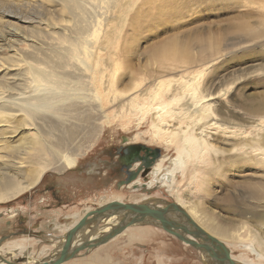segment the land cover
Here are the masks:
<instances>
[{
  "label": "bare ground",
  "instance_id": "1",
  "mask_svg": "<svg viewBox=\"0 0 264 264\" xmlns=\"http://www.w3.org/2000/svg\"><path fill=\"white\" fill-rule=\"evenodd\" d=\"M10 1L17 4L37 3L38 1L42 6L43 3L54 5L56 10L60 9L62 13H59V17L55 14L56 18L48 17L47 21L43 22L44 24L41 20L40 24L30 26L29 32L25 31V35H22L24 38H19L24 40L25 46L17 47L0 58V169L7 167V172L4 171L0 177V202L32 189L50 167L61 171L77 165L78 157L87 153L86 150L64 154L61 150L48 148L49 143L45 145L48 139L55 135V129H61L63 134L58 137L56 143L52 140L53 146L68 143L74 137L78 121L73 122V125L76 122V126L68 125V120L72 117L79 115V119L83 122L90 118L92 113L97 112L100 119L111 121L114 117H120L121 120L126 119L124 123L128 124L133 117L137 116V120L139 117L141 121L151 116L148 129L151 138L163 142L167 147H173L176 153V156L172 158L165 155L157 161L151 172V176L155 173L153 183L159 184L160 179L163 178L160 186L166 188L175 203L181 204L208 232L220 240L225 242L230 240L237 245V240L233 239L234 234L228 228L215 223L202 211V203L194 201L187 205L189 200L183 197L179 183H177L179 176L185 174L188 163L192 167V179L201 182L204 176L201 173L206 172L203 171V167L207 162H211L215 166L212 170L217 172L254 169L259 164H264V135L257 131L261 118L256 116L261 111V104L251 102L249 110L253 115L249 120L250 125L247 126L243 122L245 116L239 108L230 109L228 107L227 111H223L221 103L223 99L220 96L226 93L224 95L222 92V94L220 92L215 94L211 91L206 92L202 88L205 69L198 64L205 59L203 57L206 54L215 53L221 49L222 42L228 36L227 31L223 35L212 33L208 37L206 35L208 40L206 45L204 42L207 40L195 39L201 42L196 55L192 53V47L196 44L194 40L191 44L177 37L165 42L168 43L167 45L160 46L161 49L158 48L157 51L159 50L162 59L158 61L175 60L183 63L174 68H183V73L177 76L150 74L149 71L152 72L153 69L150 68L151 61L147 63L151 65L149 67L151 70L144 66L139 72L132 70L129 75L124 71L118 74L120 67L128 70L125 69V62L122 63L120 60L119 56L123 55H121L122 52L114 53L118 57L114 64L106 61L107 58L103 63L101 60L106 45L98 43L99 37L93 38V35L102 31L101 24L103 23L100 19L103 18L102 21H104L106 15H109L107 13L118 2L117 0ZM128 3L127 0L123 4ZM253 15H255L253 11L248 12V16L253 17ZM107 17L109 18L105 22V27L108 33L112 30L115 14ZM238 29L241 30V28ZM16 30L17 28L15 32ZM258 32L254 34L264 35V31ZM107 36L109 37L108 34ZM108 37L105 35V39L102 38L101 41L107 43ZM11 46L12 44L9 47ZM196 46L198 47L197 44ZM125 80L128 83H125ZM109 104L113 105L109 108L110 110H108L109 106L106 107ZM247 127H253L254 130L248 132ZM32 153L35 154L28 159V162L21 161V159L14 161L18 158L17 156ZM210 156L211 160L207 161L206 159ZM26 163L30 166L27 173L24 172ZM56 163L57 165L53 166ZM165 169L169 172H161ZM19 173L24 180L20 181L21 179L15 178ZM163 173H166L164 176L167 179L162 176ZM153 183L149 182L150 188L154 187ZM208 185L209 182L206 183V188ZM147 198L149 197L142 194L134 196L132 201L142 202ZM115 200L125 201L124 196L119 194L101 197L98 203L104 205ZM214 203L219 202L215 200ZM90 210H93L92 207L84 208L81 212L76 210L68 215L74 218V222L56 225L61 237L41 246V250L36 254L26 242L32 240L37 242L39 238L21 235L3 241L0 244V264H6L1 257L15 260V258L25 256L27 261L24 264H33L42 258L51 256L55 246H62L68 228ZM257 216L264 219V214H254V217ZM118 220L119 216L116 215L104 218L98 230L92 234L93 237L102 235ZM262 224L264 226V223ZM146 225L149 224L136 223L123 233H126L128 237H141L147 229ZM85 234V231H80L75 244L84 241ZM190 238L194 237L190 236ZM257 243L258 245L250 241L241 243V247L249 250L255 258L246 257L244 253L239 256L232 253L233 258L239 264H263L264 237L257 238ZM203 256L206 261L209 259L206 254Z\"/></svg>",
  "mask_w": 264,
  "mask_h": 264
},
{
  "label": "rangeland",
  "instance_id": "2",
  "mask_svg": "<svg viewBox=\"0 0 264 264\" xmlns=\"http://www.w3.org/2000/svg\"><path fill=\"white\" fill-rule=\"evenodd\" d=\"M117 1L114 9L112 8L107 13L109 15H106L104 21H102V16V19L99 18L103 23L101 24L102 31L93 35V38L99 37L98 43L101 42V45H106L101 60L103 63L104 59L107 58L106 61L114 64L118 59L114 53L120 54L122 52L121 55H123L119 57H121L122 63L125 62V69L128 70H123V67H120L118 74L124 71L125 74L129 75L132 70L139 72L141 67L145 66L149 70L153 68L152 72L149 71L153 75L177 76L183 73V68H174L183 63L175 60L158 61L162 59L159 52L160 46H165L168 44L165 42L180 37L179 39L186 43L196 42L198 47L196 44L195 47H192V53L196 55L201 42L199 43L195 39L202 38L205 41L211 33L223 35L227 31L228 36L222 42L221 49L218 52L206 54L203 57L205 59L198 64L205 69L202 88L206 92L211 91L215 94L217 92H222L223 95L226 93L224 96H220L223 99L221 103L224 110H222L225 112L228 107L230 109L239 108L245 116L243 122L247 126L250 125L249 120L253 115L249 110L251 102L260 103L261 111L256 116L261 118V122H259L260 126L258 125L257 131L264 135V35H259L260 37L255 35L258 31H264V0H128V4H123L127 0ZM15 3L10 0H0V31L6 33L4 35L0 32V58L17 47L25 46L26 43L21 39L24 38L22 35H25V31L27 32L30 26L40 24L41 20L42 23L46 22L48 17L56 18L57 15L55 14H58L59 17V13H62L59 11L60 9L56 10L54 5H44L43 3L42 6L38 1L30 4H26V2ZM249 11H253L255 15L253 17L248 16ZM114 14L115 20L112 23V30L107 33L105 27V22L109 18L107 16ZM15 28H17L16 32ZM248 32L253 34L249 35ZM105 35L108 37L107 43L101 41L102 38L105 39ZM102 42L104 43L102 44ZM206 42L208 44V40L204 42L205 45ZM11 44L12 46L9 47ZM13 45L15 46L13 47ZM9 48L12 49L9 50ZM150 61L152 66L147 64ZM126 80L128 81V78ZM126 80L124 82L128 83ZM106 107L110 110L109 108H112L113 105L109 104ZM96 113H92L93 117L91 115L83 122L79 119V115L72 117L71 120L73 121L68 120V125L76 126L78 124L74 137L68 143L56 145L57 147L52 145V140L56 143L58 137L63 134L61 129H55V135L48 139L45 145L49 143L48 148L61 150L64 154L86 150L87 153L78 157V163L86 160L89 156L93 158L94 154L99 155L100 151L110 146L122 143L125 138L129 139V142H143L152 147H159L162 151L161 157L165 155L171 158L176 156L173 147H167L163 142L151 138V133L148 130L151 116L141 121L139 117L137 120L136 116L130 123L125 124L126 119L121 120L120 117H114L111 121H106L100 119L99 114ZM74 120L78 121V123L75 122L76 125L75 123L73 125ZM246 130L250 132L254 128L247 127ZM34 154H23L20 156L21 158L17 156L18 158H15L14 161L17 162L21 159V161L26 160L28 162V159ZM206 160H211V156ZM166 165H168L167 161ZM29 167V164L26 163L24 166L25 173L28 172ZM6 168L0 169V177L4 171L7 172ZM73 168L75 166L60 171L50 167L32 189L0 202V244L4 240L3 232L8 229V224L17 227L21 224V229L26 228L28 232H34L38 235L36 238H39V241L26 242L36 254L41 250V246L52 243L61 237L57 226L60 223H70L67 222L70 220L67 215H71L76 210L81 212L84 208L92 207L94 209L101 205L98 202L104 196L97 197L98 201L96 202L98 204H94L95 198L92 199L91 197L98 196L100 193L103 194L102 190L91 193L92 190H88L87 183L85 184L87 175L82 173L81 176H76L75 173H70ZM203 168V171L206 172L201 173L204 174L202 182L192 179L193 171L190 163L187 164L185 174L177 179L183 197L189 200L187 205L194 201L202 203V211L205 214L210 216L215 223L228 228L234 234L233 239L237 240V245H234L230 240H226L227 243L224 241L233 255L239 256L244 253L246 257L255 258L249 250L241 247V243L250 241L258 245L257 238L264 237L262 224L264 219L258 216L254 217V214H264V164H259L254 169L217 172L212 170L215 166L211 162H207ZM161 172H169V170L165 169ZM164 174L166 173H163L162 176ZM15 178L21 179L20 181L24 180L20 173ZM153 178H150L149 182L153 183ZM162 180L163 178L160 179L159 184L153 183L154 187H151V192L135 191L132 190L134 186H131L130 191H127V196L125 193V195L120 192L115 193L118 192L117 190H113L106 196L122 194L124 200L128 198L127 201H132L134 196L147 194L149 198H165L175 202L166 188L160 186ZM208 182L207 190L206 183ZM50 186L76 190L79 193L76 205L58 211H50L47 214L42 213L45 204L40 202L39 195L36 193L50 190ZM86 190L88 193L85 192ZM48 194L50 195V193ZM215 200L219 203H214ZM10 207L11 209H9ZM146 226L147 229L141 237H128L126 233H123L124 235L121 234L100 247L97 251H101L99 255H94V249V251L84 250L77 257L64 264H209V260H205L202 251L192 244L184 242L159 226ZM57 247L55 246V248ZM262 262L264 264V261Z\"/></svg>",
  "mask_w": 264,
  "mask_h": 264
},
{
  "label": "water",
  "instance_id": "3",
  "mask_svg": "<svg viewBox=\"0 0 264 264\" xmlns=\"http://www.w3.org/2000/svg\"><path fill=\"white\" fill-rule=\"evenodd\" d=\"M128 183L131 182L128 181ZM144 185L146 187L144 192H151L147 183ZM112 215L119 216V220L102 235L93 237L92 234L98 230L103 219ZM136 223L159 226L184 242L192 244L207 255L209 264H239L224 241L202 227L181 204L170 202L165 198H147L142 202L115 200L97 206L85 212L75 224L68 228L62 246L55 248L51 256L33 264H64L77 257L81 251L91 250L108 243ZM80 231L86 232V238L81 243L75 244ZM1 260L6 264H24L27 257L21 256L15 260L1 257Z\"/></svg>",
  "mask_w": 264,
  "mask_h": 264
},
{
  "label": "flooded vegetation",
  "instance_id": "4",
  "mask_svg": "<svg viewBox=\"0 0 264 264\" xmlns=\"http://www.w3.org/2000/svg\"><path fill=\"white\" fill-rule=\"evenodd\" d=\"M161 155L162 151L159 147H152L143 142L130 143L129 139L125 138L122 143L100 151L99 155L94 154L93 158L89 156L86 160L79 161L75 168L71 169L70 173H75L76 176H81L80 174L82 173L83 175H87L85 184L87 183L86 187L88 190H92L91 193L96 190H102L103 194L100 193L98 196L91 197L92 199L95 198L93 203L98 204L96 202L98 198L106 196L113 190L118 191L115 193H125L127 196V191H130L131 186H139V188H134L132 190H141V192H144L146 188L144 184L147 183L149 186L148 182L150 178L154 177L151 176V172L157 161L161 158ZM128 181L131 183H128ZM52 187L54 186H50V190H43L36 193V195H39L40 202L45 204L42 208V213L47 214V212L50 211H58L62 208L76 205V201L79 197V193H77L76 190H68L67 187H65L66 189ZM85 192H87V190ZM48 193H50V195ZM144 195L149 197L147 194ZM125 200L127 201L128 198ZM67 217L70 219L67 222H74V218L68 215ZM8 225L9 230L7 229L3 232L4 240L21 235L38 236L34 232H28L26 228L21 229V224L18 225L19 227Z\"/></svg>",
  "mask_w": 264,
  "mask_h": 264
},
{
  "label": "crops",
  "instance_id": "5",
  "mask_svg": "<svg viewBox=\"0 0 264 264\" xmlns=\"http://www.w3.org/2000/svg\"><path fill=\"white\" fill-rule=\"evenodd\" d=\"M112 240H113V239H112ZM109 242H110V241H109ZM109 242H108V243H109ZM106 244H107V243H106ZM106 244H103V245H101V246H99V247H96V248H94V250H95V251H94L93 249H91V250H93V251H94V253H95L94 255H96V256H97V255H99V254L101 253V251L97 252V251H98V249H99L100 247H102V246L106 245Z\"/></svg>",
  "mask_w": 264,
  "mask_h": 264
}]
</instances>
